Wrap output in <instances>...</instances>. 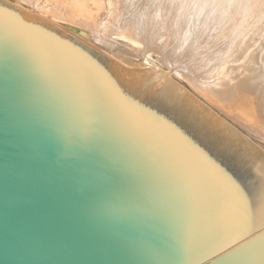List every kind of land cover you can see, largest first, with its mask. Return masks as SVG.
I'll list each match as a JSON object with an SVG mask.
<instances>
[{"label":"water","instance_id":"water-1","mask_svg":"<svg viewBox=\"0 0 264 264\" xmlns=\"http://www.w3.org/2000/svg\"><path fill=\"white\" fill-rule=\"evenodd\" d=\"M98 47L0 0V264H264V152Z\"/></svg>","mask_w":264,"mask_h":264},{"label":"rangeland","instance_id":"rangeland-1","mask_svg":"<svg viewBox=\"0 0 264 264\" xmlns=\"http://www.w3.org/2000/svg\"><path fill=\"white\" fill-rule=\"evenodd\" d=\"M6 1H9V2L14 3V4L19 3L23 7L27 8L29 10H33L32 9L33 6L29 3H27L28 2L27 0H22V1H20V0H6ZM182 1L181 0H178V1L177 0H146V1L145 0H137V5H138L137 9L138 8H146L147 9L146 11H147L148 15H146L147 18H146V16L143 18V21L145 23H147V21H148V23L150 24V27H151V28L150 27L148 28L149 37L151 39L153 38L152 40L150 39L151 41H148L150 46L147 45V48L144 49L142 47L143 45L142 46L140 45L141 43L138 46H137V44L135 46V44H133L129 40L122 39V38H119V40L114 38L113 40H111L112 43H115L118 46H122V47L126 48L127 50H129L131 53H133L137 57H142V63H146V64H148L154 68H157L158 70L163 71L165 73L168 72V70L171 67L178 66L170 74H167V77H169L171 80H173L178 85L183 87L186 91H188L191 95H193L197 100H199L201 103H203L205 106H207L211 111H213L217 116H219L221 119L226 121L233 128H235L242 135H244L248 140H250L254 145H256L258 148H260L262 151H264V136L262 134H260L259 132H254L255 130H252L251 128L247 127L246 125H245V127H243L244 124H242V122L239 123L237 119L235 120V118L232 119V115H231L232 112H227L228 110L225 108V106L227 107L230 105V103H228L229 101L231 102L232 106H229L227 108H230V107L232 108L235 104L233 96L230 95L231 98L229 95H228L229 97L227 96V92H229V91H227V89L229 90V87H231L232 84L235 83V81H237V80H235V78L237 79V78H240L243 76L249 77L251 75L250 77L259 76V78L260 79L262 78V80H263V77H264V73H263V71H264V66H263L264 60H262V59L264 58V55H262V53H264V0H242V1L241 0H234V1H228V0H217V1H215L214 0L215 2H213V0H208L209 3L211 2V5L207 9L205 7H208V6H205V5L209 4V3L208 2L206 3L205 0H197V2L195 0V3H193L194 0H182ZM189 1H191V2H189ZM143 2H145V3H143ZM238 2H239V4H238ZM177 5H179L180 7ZM187 5H189V6H187ZM184 6H185V8H184ZM211 6H213L214 8ZM190 7L192 9H189ZM186 8L188 10H186ZM230 11L232 14L230 13ZM200 12H201V15H200ZM227 12L229 13L228 15H227ZM222 13H224V14L221 15ZM202 14H203V16H202ZM209 14H210V17H209ZM234 15L236 17H234ZM222 16H223V18H222ZM201 17H202V19H201ZM100 18H101L100 19L101 21L103 20L102 22L105 21L104 16H102ZM218 18H220V19H218ZM224 18H225V20H224ZM256 20H257V22H256ZM57 22H60L61 24H63V26H66L65 28L68 27L69 32L73 33L77 37H80L82 39H85V38L88 39V37H86L87 33H86L85 29H83V27H80L78 25H72L71 27L67 26L68 25L67 22L63 21V20H61V21L59 20ZM154 23H155V25H154ZM104 26H105V24H103V26L101 25L98 29L100 31H105L106 33L108 32L109 35L112 34L111 35L112 37H114L116 35V33H114V31L116 29H115V27L113 28V25H112V27H111V25H109V26L107 25V27L105 26L106 29H104ZM110 29L111 30L114 29V30L111 32ZM156 30H157V32H156ZM80 32H82V33L80 34ZM151 32H152V34H151ZM160 40H161V42H160ZM136 41L139 42L138 40H136ZM153 41H155V43ZM83 43H86L89 46L92 45V47L94 44H96V43L92 44L93 41H91V43L90 42H83ZM158 43H160V44H158ZM160 45H162V48ZM163 45H164V47H163ZM175 45H176V47H175ZM153 47H154V49H153ZM94 49L101 52L102 54H104L108 58L112 59L113 61L115 60L111 56H109L107 53L105 54V51L100 50L97 47ZM261 51H262V53H261ZM170 52H171V54H170ZM174 53H177V54H174ZM256 53H257V55H254ZM148 54L150 55V57L148 58L149 62H147V60L145 59ZM120 56L128 57V58L133 59V60H138L137 57L132 56V55H128V54H120ZM216 56H217V58H215ZM213 57H214V59H216L215 61H214ZM256 58H258V59H256ZM260 59H261V61H260ZM198 60H200V61H198ZM114 62H116L122 66V64H120L117 60H115ZM196 62H197V64H196ZM149 63H151V64H149ZM243 64H244V68H243ZM252 64H254V65L252 66ZM235 66H238V68ZM131 67L137 68V69L143 68L142 65L139 63L132 64ZM218 67H219V69H218ZM259 68H261V70ZM232 69H235V70H232ZM244 69L246 70V72ZM219 70H221V71H219ZM239 70H241L240 71L241 75H243V74H245V75L241 76L240 72H238V74H237V71H239ZM213 71L215 72V75H214ZM217 71L219 74L217 73ZM225 71H227V73ZM242 71H243V73H242ZM186 72L190 75L187 76L188 74H186ZM262 73H263V75L261 76ZM232 74H233L232 79H234L235 81H233V80L231 81V78H229V77H232L231 76ZM254 74H256V75H254ZM191 75H194V76H191ZM212 75H214V76L212 77ZM199 76H200V78H199ZM214 78H215V80H217V82L214 81ZM260 79L256 80L255 83L258 86L264 87V83H263L264 80L262 81ZM195 80H197L196 85H194ZM208 80L211 81L212 84ZM226 80H227V82H226ZM202 81H204V82H202ZM218 81H221V82H218ZM229 81H231L232 84ZM258 81H259V84H258ZM208 82L211 84L212 87L209 85ZM223 82H224V84H223L224 87H222ZM228 83H230L231 86H229L230 84H228ZM219 84H221L220 87H219ZM226 85H227V87H226ZM193 86H195V87H193ZM196 86H197V88H196ZM205 86L206 87L210 86V88H212L214 90V92H213V90L209 89V87L206 89ZM213 86L217 90H218V87H219V90L221 89L220 91L218 90L220 92V96H219V94H217V90L215 88H213ZM201 87H203V89ZM225 88H226V90H224ZM222 90H224L223 92L225 94L223 95V92H222V97H221V91ZM210 92H212L214 94H212ZM207 93H208V95H207ZM206 95H207V97H206ZM217 96H219V97H217ZM210 97H212V98H210ZM227 97L229 98L228 99L229 101L226 99ZM225 99H226V101H225ZM213 102H214V104H213ZM232 102H233V104H232ZM216 103H218V104L215 105ZM225 110L227 113L224 112Z\"/></svg>","mask_w":264,"mask_h":264},{"label":"bare ground","instance_id":"bare-ground-1","mask_svg":"<svg viewBox=\"0 0 264 264\" xmlns=\"http://www.w3.org/2000/svg\"><path fill=\"white\" fill-rule=\"evenodd\" d=\"M22 1V0H20ZM29 4H31L33 6V10H29L25 7H23L21 4L19 3H16L15 5H18L19 7H22L23 9H25L28 13L32 14V15H35L45 21H48L50 23H53L55 24L56 26L60 27L63 31L69 33L70 35H73L74 37L76 35H74L73 33L69 32V29L68 27L65 28L66 26H63V24H61L60 22H57V21H66L67 22V26H72V25H78L80 27H83V29H85L86 33H87V36L88 39H82L80 37H75L77 38V40H82L83 42H90L93 41L92 44L96 43L93 45L94 48H99L98 46L100 44H103V43H107V42H112L111 40H113L114 38L115 39H118L119 38H122V39H127L129 40L130 42H132L133 44H137V46L140 44L144 49L147 48V45H149V42L148 41H151L152 39L149 37V31H148V28L150 27V24L148 23H145L143 21V18L148 15L147 14V9L146 8H138L137 9V0H27ZM146 1V0H145ZM178 1V0H177ZM182 1V0H181ZM206 3L208 2V0H205ZM217 1V0H215ZM213 0V2H215ZM228 1H234V0H228ZM242 1V0H241ZM183 2V1H182ZM181 2V3H182ZM186 2V1H185ZM191 2V1H189ZM197 2V0H196ZM219 2V1H218ZM223 2V1H222ZM145 3V2H143ZM180 3V4H181ZM195 3V0L194 2ZM209 3V2H208ZM232 3V2H231ZM236 3V2H235ZM141 4V3H140ZM184 4V3H183ZM182 4V5H183ZM197 4V3H196ZM239 4V2H238ZM143 5V4H142ZM202 5V4H201ZM211 5V2L209 4H206L205 6H208V7H205L206 9L209 8ZM222 5V4H221ZM226 5V4H225ZM232 5V4H231ZM255 5V4H254ZM179 6V5H177ZM189 6V5H187ZM194 6V5H193ZM229 6V5H228ZM144 7V6H143ZM180 7V6H179ZM196 7V6H195ZM194 7V8H195ZM213 7V6H211ZM226 7V6H225ZM230 7V6H229ZM255 7V6H254ZM182 8V7H181ZM180 8V9H181ZM185 8V6H184ZM193 8V9H194ZM214 8V7H213ZM223 8V7H222ZM228 8V7H227ZM231 8V7H230ZM238 8V7H237ZM178 9V8H177ZM189 9H192L191 7ZM212 9V8H211ZM229 9V8H228ZM227 9V10H228ZM186 10H188L186 8ZM195 10V9H194ZM197 10V9H196ZM202 10V9H201ZM230 10V9H229ZM228 10V11H229ZM233 10V9H232ZM30 11V12H29ZM150 11V10H149ZM180 11V10H179ZM209 11V10H208ZM213 11V10H212ZM237 11V10H236ZM235 11V12H236ZM33 12V13H32ZM189 12V11H188ZM196 12V11H195ZM198 12V11H197ZM206 12V11H205ZM211 12V11H210ZM209 12V13H210ZM233 12V11H232ZM35 13V14H34ZM231 13V11H230ZM246 13V12H245ZM153 14V13H152ZM162 14V13H161ZM205 14V13H204ZM224 13H222L221 15H223ZM229 13L227 12V15ZM232 14V13H231ZM238 14V13H237ZM200 15H201V12H200ZM206 15V14H205ZM220 15V16H221ZM104 16V19H105V23L102 22L100 19V17ZM203 16V14H202ZM215 16V15H214ZM209 17H210V14H209ZM234 17H236L234 15ZM238 17V16H237ZM147 18V16H146ZM223 18V16H222ZM103 19V18H102ZM165 19V18H164ZM202 19V17H201ZM220 19V18H218ZM229 19V18H228ZM244 19V18H243ZM151 20V19H150ZM149 20V21H150ZM225 20V18H224ZM218 21V20H217ZM226 22V21H225ZM257 22V20H256ZM207 23V22H206ZM231 23V22H230ZM103 24H105V26L107 27V25H113V28L115 27V30L114 33H116V35L114 37H112L111 35L108 34V32L106 33L105 31H100L98 28ZM225 24V23H224ZM233 24V23H232ZM152 25V24H151ZM155 25V23H154ZM206 25V24H205ZM104 26V29H106ZM231 26V25H230ZM151 28V27H150ZM158 28V27H157ZM108 29V28H107ZM112 29V28H111ZM110 29V30H111ZM153 29V28H152ZM229 29V28H228ZM237 29V28H236ZM79 30V29H78ZM109 30V29H108ZM114 30V29H113ZM111 30V32L113 31ZM160 30V29H159ZM221 30V29H220ZM152 31V30H151ZM263 31V30H262ZM157 32V30H156ZM248 32V31H247ZM82 32H80L81 34ZM163 33V32H162ZM175 33V32H174ZM152 34V32H151ZM157 34V33H156ZM155 34V35H156ZM247 34V33H246ZM256 36V35H255ZM152 37V36H151ZM149 38V39H148ZM155 38V37H154ZM151 39V40H150ZM194 39V38H193ZM136 40H138L139 42H137ZM159 41V40H158ZM242 41V40H241ZM252 41V40H251ZM155 43V41H153ZM157 42V41H156ZM161 42V40H160ZM261 43V42H260ZM160 44V43H158ZM167 45V44H166ZM246 45V44H245ZM157 46V45H156ZM161 48H162V45H160ZM181 46V45H180ZM89 47H92L89 46ZM164 47V45H163ZM176 47V45H175ZM191 47V46H190ZM156 48V47H155ZM166 48V47H165ZM261 48V47H260ZM100 49V48H99ZM154 49V47H153ZM158 49V48H157ZM193 49V48H192ZM102 50V49H100ZM141 50V49H140ZM163 50V49H162ZM184 50V49H183ZM263 50V49H262ZM104 51V50H103ZM153 51V50H152ZM161 51V50H160ZM159 51V52H160ZM179 51V50H178ZM177 51V52H178ZM203 51V50H202ZM165 52V51H164ZM167 52V51H166ZM107 52H105L106 54ZM161 53V52H160ZM196 53V52H195ZM262 53V51H261ZM109 56H111L113 59L117 60L116 58H114L112 55H110L109 53H107ZM171 54V52H170ZM174 54H177V53H174ZM260 54V53H259ZM258 54V55H259ZM168 55V54H167ZM182 55V54H181ZM194 55V54H193ZM254 55H257L254 54ZM262 55H264V53H262ZM120 56V54L118 55ZM164 56V55H163ZM200 56V55H199ZM249 56V55H248ZM150 57V55L148 54L146 56V60L147 62L148 61V58ZM189 57V56H188ZM263 57V56H262ZM261 57V58H262ZM162 58V57H161ZM178 58V57H177ZM217 58V56L215 57ZM250 58V57H249ZM110 59V58H108ZM163 59V58H162ZM197 59V58H196ZM195 59V60H196ZM214 59V57H213ZM258 59V58H256ZM111 61H113L112 59H110ZM114 60V61H115ZM171 60V59H170ZM169 60V61H170ZM216 59H214L215 61ZM264 60V58L262 59ZM113 61V62H114ZM121 65H119L118 63H116L117 65L121 66L122 68H125V69H133L131 66L132 65H129V64H123L122 62H120L119 60H117ZM200 61V60H198ZM234 61V60H233ZM261 61V59H260ZM164 62V61H163ZM209 62V61H208ZM219 62V61H218ZM231 62V61H230ZM247 62V61H246ZM170 63V62H169ZM203 63V62H202ZM229 63V62H228ZM227 63V64H228ZM237 63V62H236ZM253 63V62H252ZM263 63V62H262ZM151 64V63H149ZM153 64V63H152ZM197 64V62H196ZM235 64V63H234ZM248 64V63H247ZM259 64V63H258ZM164 65V64H163ZM226 65V64H225ZM232 65V64H231ZM249 65V64H248ZM254 64H252L253 66ZM124 66V67H123ZM219 66V65H218ZM263 66H264V63H263ZM144 68V66H142ZM198 67V66H197ZM238 68V66H235ZM247 67V66H246ZM142 68V69H143ZM196 68V67H195ZM217 68V67H216ZM243 68H244V64H243ZM242 68V69H243ZM157 69V68H156ZM219 69V67H218ZM222 69V68H221ZM225 69V68H224ZM231 69V68H230ZM236 69V68H235ZM235 69H232V70H235ZM257 69V68H256ZM261 70V68H259ZM229 70V69H228ZM245 70V69H244ZM243 70V71H244ZM258 70V69H257ZM256 70V71H257ZM215 71V70H214ZM213 71L214 75H215V72ZM221 71V70H219ZM241 70L237 71V74L238 72H240ZM242 71V73H243ZM253 71V70H252ZM163 72V71H162ZM227 73V71H225ZM246 72V70H245ZM244 72V73H245ZM184 73V72H183ZM218 73V71H217ZM216 73V74H217ZM223 73V72H222ZM230 73V72H229ZM236 73V72H235ZM260 73V72H259ZM264 73V71H263ZM263 73L261 74V76L263 75ZM164 74L167 76V72ZM176 74V73H175ZM181 74V73H180ZM186 74H188L186 72ZM196 74V73H195ZM219 74V73H218ZM236 74V75H237ZM174 75V74H173ZM184 75V74H183ZM182 75V76H183ZM190 74H188L187 76H189ZM212 75V77L214 76ZM224 75V74H223ZM235 75V74H234ZM240 75H241V72H240ZM245 75V74H243ZM241 75V76H243ZM256 75V74H254ZM191 76H194V75H191ZM232 77H229L231 78V81H235V83H231V81H229L230 84L229 86V90L227 89V96L231 95L233 96V99H234V106L231 108H227L229 106H232L231 105V102L228 100L229 96L226 98L230 103L229 106H225V108L228 110L227 112H232V119L235 118V120L237 119L238 122H242V124H244L243 127H245V125L249 128H251L252 130H255L254 132H259L260 134H262L264 136V87H261V86H258L255 81L260 79L259 76L257 77H240V78H233V74L231 75ZM247 76V75H246ZM186 77V76H185ZM184 77V78H185ZM217 77V76H216ZM224 77V76H223ZM237 77V76H236ZM200 78V76H199ZM219 78V77H218ZM186 79V78H185ZM191 79V78H190ZM222 79V78H221ZM224 79V78H223ZM228 79V78H227ZM189 80V79H188ZM207 80V79H206ZM262 80V78L260 79ZM263 80H264V77H263ZM262 80V81H263ZM196 81L195 80V84L196 85ZM209 81V80H208ZM214 81L217 82V80H215L214 78ZM224 81V80H223ZM204 82V81H202ZM211 83V81H209ZM208 82V83H209ZM213 82V81H212ZM218 82H221V81H218ZM227 82V80H226ZM201 83V82H200ZM209 83V85L211 86V84ZM264 83V82H263ZM207 84V83H206ZM224 84V82L222 83V85ZM227 84V85H228ZM258 84H259V81H258ZM202 85V84H201ZM200 85V86H201ZM217 85V84H216ZM226 85V87H227ZM207 86V85H206ZM205 86V87H206ZM211 90H213L212 88H210ZM215 86V85H214ZM213 86V88H215ZM221 86V84H219V87ZM195 87V86H193ZM206 87V89L208 88ZM212 87V86H211ZM219 87H218V90H219ZM224 87V85L222 86ZM197 88V86H196ZM203 89V87H201ZM216 89V88H215ZM217 90V89H216ZM215 90V91H216ZM217 90V94H219L220 96V90L218 91ZM226 90V88L224 89ZM222 90L221 91V97H222V92L224 91ZM200 91V90H199ZM203 92V91H202ZM207 92V91H206ZM214 92V90H213ZM219 92V93H218ZM200 93V92H199ZM212 93V92H210ZM202 94V93H201ZM214 94V93H212ZM216 94V95H217ZM225 93L223 92V95ZM208 95V93H207ZM206 95V97H207ZM217 96V97H219ZM230 96V98H231ZM203 97V96H202ZM216 97V96H215ZM212 98V97H210ZM224 98V97H223ZM207 99V98H206ZM214 99V98H213ZM225 99V101H226ZM211 100V99H210ZM219 100V99H218ZM232 100V99H231ZM206 101V100H205ZM221 101V100H220ZM223 102V101H222ZM219 103V102H218ZM218 103H216L215 105H217ZM210 104V103H209ZM214 104V102H213ZM233 104V102H232ZM213 106V105H212ZM223 106V105H222ZM221 108V107H220ZM224 108V109H225ZM222 109V108H221ZM223 109V110H224ZM221 111V110H220ZM223 112V111H222ZM226 112V110L224 111ZM226 112V113H227ZM231 117V116H230ZM231 119V118H230ZM241 125V124H240ZM257 134V133H256ZM259 134V135H260ZM261 135V136H262ZM264 152V151H263Z\"/></svg>","mask_w":264,"mask_h":264}]
</instances>
